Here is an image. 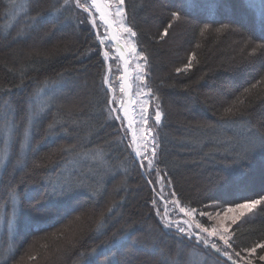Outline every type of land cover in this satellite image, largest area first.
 <instances>
[{"label": "trees", "instance_id": "1", "mask_svg": "<svg viewBox=\"0 0 264 264\" xmlns=\"http://www.w3.org/2000/svg\"><path fill=\"white\" fill-rule=\"evenodd\" d=\"M50 5L59 11L34 25L30 18ZM125 10L147 56L145 80L155 96L150 115L157 105L163 114L160 125L150 119V126L159 145L156 168L171 181L167 189L198 212H212L206 207L212 203L227 206L224 201L264 196V149L257 147L250 161L230 174L225 165L232 161L223 151L205 156L211 137L235 136L239 148L246 143L245 125L264 133V50L251 58V49L244 51L246 41L264 44V0H125ZM172 11L184 18L172 21L169 35L161 38ZM205 24L232 30L202 35ZM96 31L74 0L70 6L64 0H0V159L5 153L11 157L0 166V264H100L104 256L92 250L101 245L116 264H233L235 257L228 260L194 239H181L178 217L166 218L173 221L171 229L161 224L157 211L163 216V208L152 203L159 200L156 173L148 175L139 166L125 120L109 118L112 94L103 83L108 62ZM192 52L193 67L177 74ZM118 67L112 60L116 88ZM9 99L19 129L13 128L6 144L4 101ZM238 99L245 101L243 119L221 120ZM44 102L53 107L33 121L30 147L21 150L26 108ZM53 119L59 127L50 133ZM209 124L215 130L198 127ZM69 145H77L76 151L61 152ZM101 150L102 158L91 159ZM70 178L83 186L69 197L46 196ZM10 187L18 188V201L10 198ZM113 205L98 230L101 213ZM14 209L18 219L9 231ZM197 219L208 225L206 218ZM233 230L236 251L264 241V207ZM114 234L122 238L109 247ZM263 254L257 250L254 264H264Z\"/></svg>", "mask_w": 264, "mask_h": 264}, {"label": "snow or ice", "instance_id": "2", "mask_svg": "<svg viewBox=\"0 0 264 264\" xmlns=\"http://www.w3.org/2000/svg\"><path fill=\"white\" fill-rule=\"evenodd\" d=\"M11 2V0H10ZM75 6L82 9L85 13L89 15V22L94 30H98L101 27L104 29L103 32L96 31L97 42L99 46H107L112 44L115 48L116 56L111 55V49L105 50L102 52V56L105 61L114 60L120 61L123 64V69L119 77V93L121 94V99H117L115 95V88L113 87V82L110 79L109 75H105L103 79L104 85L107 86L106 90L112 92L113 95L108 100V113L109 118L113 121H127V130L131 131V144L135 145L133 152L136 157L139 158V166L148 170V175H151L153 172L156 173L155 182L167 186L171 184V181L167 178V173L160 175V170L156 168L157 163V148L159 145L156 142V136L153 134V128L149 125L150 119L155 125H160L162 121V112L157 105L153 109L154 115L149 114V107L151 101L148 99H143V97L151 96L152 99H155V96L152 93L151 88H147L146 84V73L145 68L139 63H136L135 66V76L136 79L142 82L144 88H147V91L138 90L135 95L139 99L132 98V77L129 75L128 69L131 67V62L129 57H134L135 59H143L144 64L147 65V56L143 52H138L135 44V37L137 33L133 30L131 26L126 23L127 13L125 10V0H89L88 3H81V0H74ZM65 6H70V0H64ZM59 10L54 6H49L42 13H37L36 16L31 17L33 24L39 23L42 21L43 17L49 13H55ZM98 14V16L96 15ZM170 21L166 27L163 28L161 33V38L169 35V29L172 27V21H180L184 17L180 11H172L170 13ZM212 23H218L213 21ZM221 30H229L231 28H226L221 26V28L213 29L211 24H205L201 29V34L211 33L212 31L219 32ZM244 51L247 52V49L250 48L251 51L247 52L249 58L254 56L258 51L264 50V44L260 45H251L249 42H245ZM196 62V53H190L188 57V62L183 65L182 68H176L175 71L177 74L182 72H187L193 67V64ZM117 71H121L118 67ZM112 72V68L109 65L108 73ZM6 93L10 92L11 89H5ZM44 89H40L37 93L39 95ZM248 91V90H246ZM127 97V100L124 99ZM245 103L244 100L234 101L232 104H229L225 109L224 113L221 116V120L225 118L231 119L232 117H239L243 119V112L241 111V106ZM5 106V127L7 128L5 143L8 142V135L12 133L13 128L19 129V125L15 122V112L12 108L11 100L4 101ZM137 106L139 107V127H137V121L135 115L137 114ZM53 105L44 102L43 104L36 105L34 110H29L26 108L24 120L27 122L22 133V139L20 141L21 150L26 147H30L31 140V127L33 126V121L41 118V114L44 113L47 109H50ZM119 113H122L120 115ZM11 117V119L9 118ZM59 127V122L53 119V122L48 125V130L50 133L56 132V129ZM204 130L213 131L215 130V125H200L198 126ZM19 134V132H17ZM244 136L246 143L237 147L233 141L236 140V137H228L225 140H219L216 137H211V151L205 153L206 157L214 158V153L223 151L226 159H230L232 162L228 165H225V172L230 174L232 170L242 167L248 163L251 159L252 154L256 151L257 147L264 149V133L259 132L253 127L244 126V129L241 133ZM151 145V146H150ZM77 145H69L61 149V152H75ZM86 156L89 153L86 151L84 153ZM103 157V151L101 150L98 153L91 155V159H100ZM11 157L5 153L4 158L0 159V166H5V161L10 160ZM20 163V161H17ZM227 176L222 177V180H226ZM149 184H152L153 181L149 180ZM82 182L73 181L71 178L64 184L61 185L59 189L56 187H51V192L46 193L48 198L51 196H56L57 198H65L72 195L78 187H82ZM9 196L13 201H18V188L10 187L8 189ZM170 196L173 199L167 201L164 204L163 216L160 215V211H157V216L160 217V222L165 228H172L173 221L166 220L168 216L171 215L169 212V206H171L172 212H175L177 215H181L190 219H182L176 222V232L179 234L181 239L187 238L189 240L194 239L197 243H202L205 247L211 248L220 252L223 250V255L227 257L228 260H233V257L236 259L233 260V264H254V257L257 253V250L264 251V241L254 243L250 247L243 248L241 251L247 253V255H241V251H236L233 248V225H237L238 221H241L242 218L254 214L258 207H264V196H260L256 199H245L240 203H231L229 201H224V204L227 206H222L219 203H212L207 205L213 209L212 212L208 211H199L196 208L185 206L181 199L176 196L174 190L170 192ZM163 200V197H160ZM159 201L154 198L152 200L153 205H156ZM41 202H38L39 206ZM114 211V205L110 206L107 209V213H101L100 219L97 221L98 230L99 226H102L103 221L107 214H110ZM199 216L201 219L206 218L208 226L200 222V219H196ZM18 219V211L13 210L12 217L7 220V225L9 231L12 230L15 221ZM131 235V232L128 233ZM120 235L114 234L111 244L109 247H115L116 243L121 239ZM222 242V243H220ZM108 244V242H105ZM231 250V251H229ZM92 254L96 257L104 256V260L100 264H116V262L109 256L105 254L104 245L99 246L96 249L92 250ZM30 259H35V257H30ZM259 260L264 262V255L259 256ZM175 264V262H174Z\"/></svg>", "mask_w": 264, "mask_h": 264}, {"label": "rangeland", "instance_id": "3", "mask_svg": "<svg viewBox=\"0 0 264 264\" xmlns=\"http://www.w3.org/2000/svg\"><path fill=\"white\" fill-rule=\"evenodd\" d=\"M88 2H89V0H88ZM96 15L98 16V14H96ZM126 23L129 25L127 19H126ZM129 26H130V25H129ZM97 31H98V30H97ZM103 31H104V29L102 28V31H101V32H103ZM134 39H135V38H134ZM135 44H136V47H137V51L140 52V50H139V48H138V46H137V43H136V39H135ZM110 46H112V44H109V45H107V46H103L104 51H105V50H109V47H110ZM111 55H112L113 57L116 56L115 48H113V51L111 50ZM129 60H130V62H131V67L128 69V72L130 73L129 75L132 77V80H131V83H132V85H133V87H132V96H133V99H139V98L135 95V93H136L138 90L147 91V88H144L143 85H142V82H140L139 80L136 79L134 69H135L136 63H139L141 66H143V67L145 68V73H146V65L144 64L143 59H139V60H137V59H135L134 57H129ZM107 62H108V67H109V65L111 66L112 60H107ZM118 66H119V68L121 69L120 74L117 75V76H118V81H119V77H120L121 72H122V69H123V64H122V62L118 61ZM107 75L110 76V79H111V81L113 82V87L115 88V95H116L117 99H118V100L121 99V94L119 93V96H118V94H117V92H119V87H118V88L115 87L116 84H115V77H114V73H113V71H112L111 73H108V70H107ZM118 83H119V82H118ZM111 94L113 95L112 92H111ZM124 99L127 100L126 97H124ZM143 99H148V100H150V101L152 102L151 96L143 97ZM150 107H151V104H150ZM150 107H149V114H150ZM121 114H122V113H121ZM135 119H136V121L138 122V123H137V127H139L140 116H139V107H138V106H137V114L135 115ZM125 122H126V126H127V121L125 120ZM149 125H150V121H149ZM153 134H154V133H153ZM129 139H130V143H131V131H130V130H129ZM131 145H132V144H131ZM132 146H133V148L135 147V145H132ZM150 146H151V145H150ZM157 184H158V183H157ZM158 191H159V193H158V194H159V195H158V199H159L158 201H159V202L157 203V205H158L159 208H164V204H165L167 201L173 199V197L170 196V191L167 189L166 186H162V185L158 184ZM160 197H163L164 199L161 200ZM169 212H171L172 217H178L179 220H182V219H190V218L183 217V216H181V215H177L175 212H172L171 206L169 207ZM168 217H169V216H168ZM196 219H197V217H196ZM200 222L203 223L201 220H200ZM204 224H205V223H204ZM205 225L208 226L207 224H205ZM220 243H222V242H220ZM245 255H247V253H245ZM263 255H264V254H263ZM233 259H234V258H233ZM234 260H235V259H234Z\"/></svg>", "mask_w": 264, "mask_h": 264}, {"label": "built area", "instance_id": "4", "mask_svg": "<svg viewBox=\"0 0 264 264\" xmlns=\"http://www.w3.org/2000/svg\"><path fill=\"white\" fill-rule=\"evenodd\" d=\"M219 254L222 255V256H224V255H223V251H220Z\"/></svg>", "mask_w": 264, "mask_h": 264}, {"label": "bare ground", "instance_id": "5", "mask_svg": "<svg viewBox=\"0 0 264 264\" xmlns=\"http://www.w3.org/2000/svg\"><path fill=\"white\" fill-rule=\"evenodd\" d=\"M130 74V73H129ZM127 98V97H126ZM132 98H133V96H132Z\"/></svg>", "mask_w": 264, "mask_h": 264}, {"label": "water", "instance_id": "6", "mask_svg": "<svg viewBox=\"0 0 264 264\" xmlns=\"http://www.w3.org/2000/svg\"><path fill=\"white\" fill-rule=\"evenodd\" d=\"M137 159L139 160V158L137 157Z\"/></svg>", "mask_w": 264, "mask_h": 264}]
</instances>
